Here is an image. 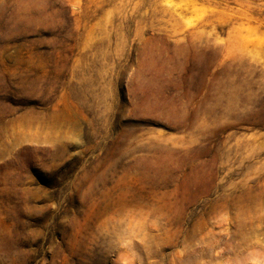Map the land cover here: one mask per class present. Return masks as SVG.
Returning <instances> with one entry per match:
<instances>
[{
  "label": "rangeland",
  "instance_id": "obj_1",
  "mask_svg": "<svg viewBox=\"0 0 264 264\" xmlns=\"http://www.w3.org/2000/svg\"><path fill=\"white\" fill-rule=\"evenodd\" d=\"M0 264H264V0H0Z\"/></svg>",
  "mask_w": 264,
  "mask_h": 264
}]
</instances>
